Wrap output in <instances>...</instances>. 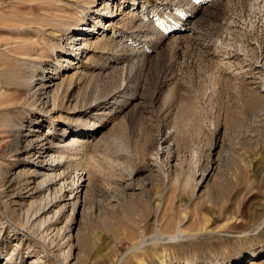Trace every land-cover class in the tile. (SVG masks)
<instances>
[{"label": "rangeland", "instance_id": "374dc122", "mask_svg": "<svg viewBox=\"0 0 264 264\" xmlns=\"http://www.w3.org/2000/svg\"><path fill=\"white\" fill-rule=\"evenodd\" d=\"M2 3L71 23L0 34L36 52L15 61L31 95L0 84L26 101L0 157V264H264V0Z\"/></svg>", "mask_w": 264, "mask_h": 264}, {"label": "bare ground", "instance_id": "6f19581e", "mask_svg": "<svg viewBox=\"0 0 264 264\" xmlns=\"http://www.w3.org/2000/svg\"><path fill=\"white\" fill-rule=\"evenodd\" d=\"M75 2L76 3L74 4L72 8H74V10L80 9L81 2L79 1H75ZM94 5H96V3ZM3 7L5 6L3 5L2 0H0V8H3ZM138 8H140V6H138L135 10H137ZM66 12H60V14H54L50 16L49 19H45V20L39 19L37 22L30 21V20L12 21L10 18V14H8V12L0 13V32H1L0 34H2L3 32L11 33V34L24 32V31L31 32L32 29H34L33 31L35 32V29L39 28L44 31V35L49 36L51 32H49L48 30L46 32V29H51L52 31H55V30L58 31L60 27L70 25L71 16H69V13H66ZM85 18L86 16H84L83 20L81 21V24L82 23L86 24ZM112 18H113L112 10L110 9L108 11L107 18L104 21H102L101 24L104 23L106 25L107 22L112 20ZM44 21L46 25H49V27L46 29L42 26ZM82 31L86 32L87 28L83 29ZM86 34L89 35L88 33H84L83 35L85 36ZM82 39L86 40V38L85 39L82 38ZM12 43H13L12 48H10L9 45L11 44V42H8L7 40H4L3 38L0 39V84H1L3 77L6 74H10L13 77V79L12 81L8 79L7 84L9 85L13 84V85H16L17 87H22L28 92V95H29L30 92L32 91L31 89H33L35 73L33 74L32 72V76H30L31 66L23 67L21 65V66L16 67L15 61L16 63L19 61L21 64H30V61H32L33 59L31 58V56L30 58L23 57V60H19V55L21 54V51L25 52L24 54L29 55L30 51L35 52V48L33 47L32 44H30V42H26L25 44H23L24 48L18 47L17 43L15 44V41H13ZM218 51H219L218 47H216V50H215L216 54L218 53ZM72 53H73V56H76L78 54L77 51H73ZM12 59L14 61V66L11 64ZM72 60H74V58ZM70 63L73 64V61H70ZM57 70L58 69L56 68L52 70L54 76L61 74ZM32 71H35L34 68L32 69ZM4 88H5L4 86H0V157L5 156L7 154H14L16 152H19L18 150L20 148V143H21L20 128H22V127L19 128V124H20L19 121L22 118L20 115L23 113L21 110V107L26 105V101L25 102L21 101L18 103L19 99L18 100L16 98L11 99L8 89L6 88L4 90ZM61 130H65V128H61ZM83 143L84 141L82 140L80 135L76 134V135L71 136V138L69 139V142L65 143L64 145L63 144L60 145L61 159L66 156L68 158L71 156L74 158L80 155L82 153L80 150L81 149L80 147L81 146L83 147L84 145ZM38 145H40L38 147L39 152L42 154H45V152H47L46 144L38 143ZM155 160L157 161V159Z\"/></svg>", "mask_w": 264, "mask_h": 264}]
</instances>
